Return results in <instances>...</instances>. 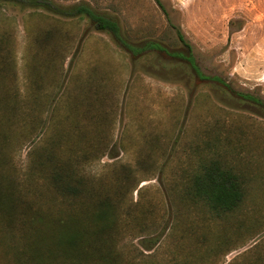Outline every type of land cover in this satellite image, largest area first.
Instances as JSON below:
<instances>
[{
    "label": "rangeland",
    "instance_id": "obj_1",
    "mask_svg": "<svg viewBox=\"0 0 264 264\" xmlns=\"http://www.w3.org/2000/svg\"><path fill=\"white\" fill-rule=\"evenodd\" d=\"M83 1L114 17L128 43L157 41L165 51L133 52L86 19L0 3V264H51L34 221L48 189L34 157L69 129L65 114L84 116L75 101L86 98L107 118L97 127L106 155L91 164L103 194L119 190L115 171L129 165L121 214L154 224L111 226L97 254L56 264H264V0ZM174 51L229 88L194 74ZM246 92L261 103L237 95ZM211 157L244 180V202L224 220L178 198Z\"/></svg>",
    "mask_w": 264,
    "mask_h": 264
},
{
    "label": "trees",
    "instance_id": "obj_2",
    "mask_svg": "<svg viewBox=\"0 0 264 264\" xmlns=\"http://www.w3.org/2000/svg\"><path fill=\"white\" fill-rule=\"evenodd\" d=\"M159 3V0H155ZM0 3L10 4L20 9H33L47 12L61 18L86 19L97 31L105 32L119 41L133 52L143 48L165 51L161 43L148 41L144 46L128 43L122 34L119 22L112 16L95 9L90 3L80 0L70 4H61L55 0H0ZM179 40L185 43L182 35L177 31ZM180 57L191 68L192 72L202 79H212L225 87L229 86L219 77H206L190 53H172ZM38 72L34 74V81L42 79ZM251 104L261 103L259 98L251 93L237 94ZM0 102H5L0 99ZM75 103V106L85 111L84 116L69 119V129H59L57 135L43 141L36 151L33 167L44 185L48 188L40 192L41 203L35 212L36 226H41V235L51 243L45 246L50 252L51 264H56L59 257L65 262L73 259L81 260L86 256L97 254L93 251L102 244L103 233L111 226H150L154 222H146L144 216L121 214V198L130 187L135 177L133 169L127 164H119L115 175L119 178V210L116 197L112 193L103 194L100 175L92 170L91 164L97 163L106 155L105 150L98 145L99 125H103V118L107 119L94 105V100ZM264 109V104L262 105ZM101 113V114H100ZM88 126L93 129L88 130ZM73 135V137H69ZM180 202L188 206H200L208 215L216 220H224L228 216L236 215L245 199V186L242 176L222 160L214 157L204 159L185 180L178 192ZM43 239V240H44ZM95 252V253H93ZM41 256H44L43 252ZM75 260V261H76Z\"/></svg>",
    "mask_w": 264,
    "mask_h": 264
},
{
    "label": "flooded vegetation",
    "instance_id": "obj_3",
    "mask_svg": "<svg viewBox=\"0 0 264 264\" xmlns=\"http://www.w3.org/2000/svg\"><path fill=\"white\" fill-rule=\"evenodd\" d=\"M163 46V45H162ZM164 47V46H163ZM165 48V47H164ZM151 49V48H150ZM153 50H158V49H153Z\"/></svg>",
    "mask_w": 264,
    "mask_h": 264
}]
</instances>
